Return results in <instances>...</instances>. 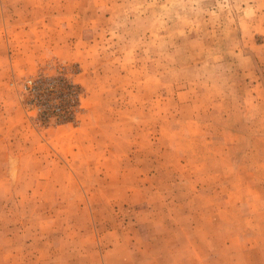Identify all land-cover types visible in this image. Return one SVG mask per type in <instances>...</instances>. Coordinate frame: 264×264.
Returning a JSON list of instances; mask_svg holds the SVG:
<instances>
[{
  "label": "rangeland",
  "instance_id": "1",
  "mask_svg": "<svg viewBox=\"0 0 264 264\" xmlns=\"http://www.w3.org/2000/svg\"><path fill=\"white\" fill-rule=\"evenodd\" d=\"M0 264H264V0H0Z\"/></svg>",
  "mask_w": 264,
  "mask_h": 264
},
{
  "label": "built area",
  "instance_id": "2",
  "mask_svg": "<svg viewBox=\"0 0 264 264\" xmlns=\"http://www.w3.org/2000/svg\"><path fill=\"white\" fill-rule=\"evenodd\" d=\"M71 65H57L55 73H39L21 83L27 115L44 126L72 122L80 111L82 92L69 75Z\"/></svg>",
  "mask_w": 264,
  "mask_h": 264
},
{
  "label": "crops",
  "instance_id": "3",
  "mask_svg": "<svg viewBox=\"0 0 264 264\" xmlns=\"http://www.w3.org/2000/svg\"><path fill=\"white\" fill-rule=\"evenodd\" d=\"M17 162H18V160H15V159L14 160L7 159L6 163H5V173L9 172L10 175L12 176L14 171H15V167L17 166ZM5 173H4L3 177L5 176ZM1 178H2V176H1ZM15 178H16V175L13 179H15Z\"/></svg>",
  "mask_w": 264,
  "mask_h": 264
}]
</instances>
